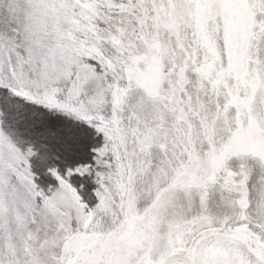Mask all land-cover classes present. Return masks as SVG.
I'll return each mask as SVG.
<instances>
[{"label": "snow or ice", "instance_id": "snow-or-ice-1", "mask_svg": "<svg viewBox=\"0 0 264 264\" xmlns=\"http://www.w3.org/2000/svg\"><path fill=\"white\" fill-rule=\"evenodd\" d=\"M0 264H264V0H0Z\"/></svg>", "mask_w": 264, "mask_h": 264}]
</instances>
